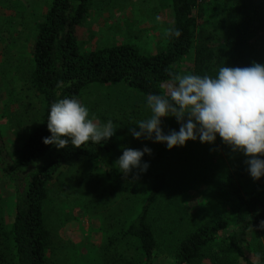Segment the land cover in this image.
Listing matches in <instances>:
<instances>
[{
  "label": "trees",
  "instance_id": "16d2710c",
  "mask_svg": "<svg viewBox=\"0 0 264 264\" xmlns=\"http://www.w3.org/2000/svg\"><path fill=\"white\" fill-rule=\"evenodd\" d=\"M90 1L51 0L31 47L29 80L43 105L40 119L28 129L15 154L0 129V170L11 183L14 199L11 226L0 241V264H49L52 236L44 206L64 168L81 160L95 161L109 184L128 186L114 165V136L104 144L89 142L80 148L69 143L57 149L43 143L42 138L50 135L46 121L52 103L64 97L82 102L85 88L93 84L123 83L144 97L165 95L173 77L183 74L187 59L189 74L210 76L225 64L264 63V0H170L169 30L181 34H168L165 47L152 54L132 44L82 50L77 28L88 14ZM237 168L236 181H229L238 207L233 228H229L230 216L224 215L187 229L174 245L175 264L205 259L209 264H264V177L254 181L246 167L238 164ZM148 180L144 195L136 199L124 223L123 235L134 246L131 261L123 264H156L157 224L171 216L159 198L181 185L171 187L168 173L160 169L150 172Z\"/></svg>",
  "mask_w": 264,
  "mask_h": 264
},
{
  "label": "rangeland",
  "instance_id": "374dc122",
  "mask_svg": "<svg viewBox=\"0 0 264 264\" xmlns=\"http://www.w3.org/2000/svg\"><path fill=\"white\" fill-rule=\"evenodd\" d=\"M50 3L51 0H0V129L6 132L13 154L28 129L39 121L43 107L29 75L37 24L44 19ZM172 21L170 0H91L77 35L82 50L132 44L142 53L152 54L165 47ZM190 66L187 59L181 67L183 74H189ZM82 99L97 122L112 119L119 126L114 135L115 160L123 147L140 149L147 145L152 154L143 157L149 163L146 172L134 169L127 176L121 173L128 181L126 188L109 184L95 161L81 160L62 170L44 206L52 236L49 264L131 261L134 244L123 235L124 223L136 199L144 195L150 172L157 169L168 173L171 187L181 185L166 190L159 198L162 205L169 207L171 216L166 223L161 220L157 224L160 251L156 264H175L174 245L191 227L229 215V228H233L238 207L230 194L229 181L234 180L238 164L247 168L242 153L233 152L219 137L215 144L189 140L185 146L171 150L163 143L135 139L129 128L137 127L134 123L148 118L151 112L146 97L123 83L89 85ZM162 120L165 132L179 130L175 117ZM13 210L11 183L0 170V241L11 226Z\"/></svg>",
  "mask_w": 264,
  "mask_h": 264
},
{
  "label": "clouds",
  "instance_id": "9594fccd",
  "mask_svg": "<svg viewBox=\"0 0 264 264\" xmlns=\"http://www.w3.org/2000/svg\"><path fill=\"white\" fill-rule=\"evenodd\" d=\"M168 34L179 37L181 33L173 29ZM146 106L151 115L129 128L135 139L163 143L171 150L189 140L215 144L219 137L233 152L246 157L244 163L254 181L264 177V63L254 61L246 67L225 64L215 76L175 75L166 94H149ZM163 117H175L179 130L165 132ZM46 123L50 135L42 138L43 143L57 149L69 143L75 148L89 142L104 144L119 127L112 119L97 122L75 97L52 103ZM145 154H152L147 145L140 149L123 147L114 165L126 176L134 169L146 172L149 163L143 160Z\"/></svg>",
  "mask_w": 264,
  "mask_h": 264
}]
</instances>
